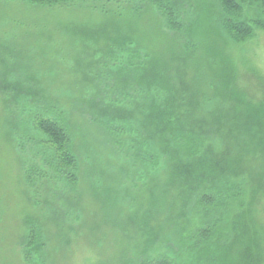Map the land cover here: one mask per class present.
Listing matches in <instances>:
<instances>
[{"label": "trees", "instance_id": "obj_1", "mask_svg": "<svg viewBox=\"0 0 264 264\" xmlns=\"http://www.w3.org/2000/svg\"><path fill=\"white\" fill-rule=\"evenodd\" d=\"M13 4L77 5L99 27L128 32L98 63L124 78L58 95L34 77L0 81L6 141L29 154L16 156L33 208L23 262L54 264L84 221L83 184L94 177L115 179L93 223L117 237L119 264H264V150L253 151L264 147V86L234 85L214 106L237 97L236 111L212 109L196 29L204 18L225 44L245 43L264 31V0H0V9ZM141 189L149 196L138 206L130 194Z\"/></svg>", "mask_w": 264, "mask_h": 264}, {"label": "rangeland", "instance_id": "obj_2", "mask_svg": "<svg viewBox=\"0 0 264 264\" xmlns=\"http://www.w3.org/2000/svg\"><path fill=\"white\" fill-rule=\"evenodd\" d=\"M0 13V81L34 77L50 85L51 93L58 95V88L66 92L76 89L77 94L82 88L80 83L92 82L98 76H110L114 80L125 77L119 67H103L98 63L109 60L110 52L125 40L128 32L99 27L105 21L92 17L77 5L38 9L13 4L0 9ZM204 23L202 18L196 27L198 39H202L206 47L199 64V78L207 83L205 90L212 96V109L234 112L237 97H226L228 102L223 107L214 104L216 101L222 104V92L225 94L234 85L257 87L258 83L259 88L264 86V31H256L255 37L245 43L227 45ZM152 28L150 23V33ZM226 59L230 63L225 62ZM192 71L195 73L194 68ZM1 99L0 95V264H25L20 248L21 224L24 215L33 208L26 201L17 157L26 159L29 154L27 149L25 153H16L7 143L6 138L11 134L3 121ZM66 105L70 107L67 102ZM82 132L89 131L83 127ZM253 149L260 154L264 147L254 146ZM95 180L94 177L86 178L83 184L82 201L87 207L84 221L68 245L62 244L54 264H119L117 237L107 230L108 226L97 221L104 220L105 190L114 186L115 179H106L101 185H96ZM130 195L141 206L149 191H131ZM95 216L96 224L93 223ZM120 223L121 229L126 226L127 219L123 218Z\"/></svg>", "mask_w": 264, "mask_h": 264}]
</instances>
